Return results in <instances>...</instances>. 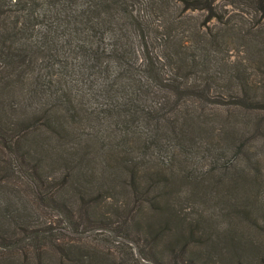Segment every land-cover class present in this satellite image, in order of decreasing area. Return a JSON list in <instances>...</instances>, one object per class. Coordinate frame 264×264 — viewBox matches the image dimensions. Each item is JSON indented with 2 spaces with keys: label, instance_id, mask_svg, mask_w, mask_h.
<instances>
[{
  "label": "trees",
  "instance_id": "1",
  "mask_svg": "<svg viewBox=\"0 0 264 264\" xmlns=\"http://www.w3.org/2000/svg\"><path fill=\"white\" fill-rule=\"evenodd\" d=\"M262 81L264 0H0V264H109L39 213L106 227L98 204L119 193L153 212L148 234L182 221L177 179H235L264 140ZM183 221L188 242L199 223Z\"/></svg>",
  "mask_w": 264,
  "mask_h": 264
},
{
  "label": "rangeland",
  "instance_id": "2",
  "mask_svg": "<svg viewBox=\"0 0 264 264\" xmlns=\"http://www.w3.org/2000/svg\"><path fill=\"white\" fill-rule=\"evenodd\" d=\"M243 51L242 47L233 45L229 55L241 58L245 55ZM256 71V66L251 68L253 74ZM263 82L252 85L251 90L257 89L259 94L262 90L257 87ZM244 118L252 120L254 116L246 113ZM255 135L257 140L251 143L240 159L236 163L234 160L229 162L230 166L236 165L238 171L242 172L237 178H232L230 174L216 173L206 175L200 185L192 180L175 181L173 189L178 200L175 201L180 202L177 211L182 221L177 219L178 223L171 224L156 236L146 233L147 228L143 223L153 212L148 207L140 211L135 207L130 211L133 198L126 193H119L112 200L98 204L99 213L110 218L109 226L106 227H94L84 232L82 227L75 230L71 225L55 221L54 217H60L57 211L53 216L44 212L39 214L43 221L52 218L49 220L50 225L56 229L57 234L65 235L68 241L83 243L85 240L99 254L106 252L109 264H123V260L128 264H237L238 261L242 264H264V140L259 134ZM203 164L204 168H209L214 163L207 161ZM217 176L221 177L219 183L209 186L208 182ZM233 205L242 211L236 219L234 214L230 215ZM74 206L76 210L79 208L77 200ZM129 217L138 221L141 218L142 228L139 233L126 221ZM184 218L187 222L198 219L199 223L194 228L196 233L193 238H187L188 242H185L186 238L178 241L179 237H187L189 233ZM171 241L172 247L169 246ZM184 243L185 250L182 249ZM231 243L240 245L238 254L229 251ZM212 247H215L213 251ZM151 248L158 253V263L139 255V252L149 254ZM197 250L202 253H197ZM130 252H133L137 262L130 260Z\"/></svg>",
  "mask_w": 264,
  "mask_h": 264
}]
</instances>
